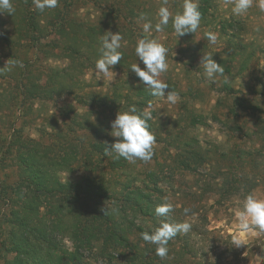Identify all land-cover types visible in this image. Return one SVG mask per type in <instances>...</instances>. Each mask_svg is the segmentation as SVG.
<instances>
[{
	"label": "rangeland",
	"instance_id": "rangeland-1",
	"mask_svg": "<svg viewBox=\"0 0 264 264\" xmlns=\"http://www.w3.org/2000/svg\"><path fill=\"white\" fill-rule=\"evenodd\" d=\"M93 1H71L73 18L98 31L102 30L104 36L107 32H118L123 38L119 50L131 56L133 65L137 63L141 69L144 68L135 55L139 39H155L168 49V69L161 79L169 86L166 93L170 91L177 94V102L173 104L166 97L155 96L146 108L151 112L152 123L168 140L153 145V156L149 162H130L129 169L133 176L139 178H143L139 173L148 167L163 174L170 173L173 178L171 185L167 182L160 184L163 191L161 205L171 204L172 214L178 215L177 220L190 223L191 229L197 227L200 233L191 232L190 242L196 257L185 259V264H264V237L241 232L236 218L247 195L264 200V56L257 53L244 70H239L238 66L231 75L223 72L212 82L203 77V68L200 66L202 56L209 54L213 55V60L227 61V41L231 33L240 36L245 45L248 44L247 51L258 45L264 47V11L258 7V0H254L253 6L241 15L233 14L231 0H209L211 8L208 13L211 14L208 19L200 21L195 33L178 38L172 28V18L182 12L184 0H136L135 15L139 17H128L125 22L114 21L107 13L105 5L111 2L92 5ZM197 3L198 6L202 5V0H197ZM62 4V0H58L55 8ZM161 6L167 7L172 14L168 25L162 31L153 29L144 32L142 26L145 22L151 21L154 26L159 22L158 10ZM55 8L42 12L43 33ZM141 14L145 15V20L140 19ZM15 22L0 13V29L5 34L12 35ZM209 32L217 35L215 44L207 40L205 34ZM15 37L12 36L15 43L11 45L0 41V68L6 66L0 70V142L9 136V129L15 127L24 137L44 144L52 143L51 137L62 129L61 109L72 106L79 112L89 111L88 106L80 108L75 105L73 99L78 93L84 97L90 94L110 97L114 89L118 91L121 88L119 91L124 92L131 86H144L134 72L124 74L114 66L107 74L97 71L95 64L100 58L97 55L100 45L94 47V55L91 49L85 48L83 53L86 56L80 58L62 52L65 36L60 33L48 32L33 48ZM22 45L24 48H20ZM14 60L22 61L23 67H11L8 70ZM24 69L31 72L30 78L42 87L41 98L28 102L25 118L13 122L19 114L17 101L7 102L6 96ZM52 72L68 75L74 87L71 94L65 91L46 98L51 89ZM224 82L229 88L224 87ZM97 117V124H102L110 133V122L115 116L103 114ZM79 136L87 137L88 133H79ZM174 138L181 141L193 139L204 152L206 161L195 174L169 170L168 167L175 166L176 151L170 144ZM82 173L80 170L71 174L60 173V177L63 181L75 182ZM100 173L107 177V170L103 169ZM6 174L10 183L15 180L14 170L8 169L0 173V180ZM224 177L228 180L245 178V186L236 183L232 190L228 187L227 194L219 195L215 185H220ZM185 208L190 209V212L185 214ZM0 209L8 212L5 207ZM40 211L45 212L44 208ZM175 215L171 218L175 219ZM183 234L187 233L181 236ZM236 240H239L240 246L235 244ZM65 243L70 247L69 243ZM115 257L117 260L100 256L93 263L123 264L120 257ZM0 264H13V256L0 249Z\"/></svg>",
	"mask_w": 264,
	"mask_h": 264
},
{
	"label": "trees",
	"instance_id": "trees-1",
	"mask_svg": "<svg viewBox=\"0 0 264 264\" xmlns=\"http://www.w3.org/2000/svg\"><path fill=\"white\" fill-rule=\"evenodd\" d=\"M71 1L80 0H62V6L52 12L47 30L43 33V13L34 8L33 0H12L14 12L4 14L16 21L15 26L12 35L0 29V41L11 45L15 43L14 35L16 40H24L33 48L51 31L65 36L62 52L68 56L84 58L85 48L91 49L94 55V47L101 46L103 31L75 20L70 12ZM98 2H111L105 5V9L114 21L125 22L128 17H139L135 15L136 0H94L91 4ZM210 3L209 0H202V5L198 6L201 21L210 16ZM229 38L227 61L214 60L227 74L231 75L238 66L239 70H244L257 53L264 56L263 46L247 51L248 44L245 45L240 36L231 33ZM118 51L122 59L114 68L131 74V56ZM62 74L52 72L51 89L46 98L65 91L69 94L73 92L72 80L67 74ZM30 75L31 72L24 69L7 93V102L17 101L19 114L13 122L25 118L28 102L41 98L42 87ZM223 85L229 88L227 83ZM120 89H114L110 97L95 94L84 97L78 93L73 99L75 105L80 108L88 106L89 111L79 112L72 106L61 109L62 129L51 137L52 143L44 144L24 137L15 127L9 129V136L0 142V173L7 169L15 173V180L11 183L8 174L0 180V208L5 207L8 211L0 209V249L13 256V264H94L100 256L110 260L120 257L123 264H185V259H195L190 238L191 232L200 235L197 227L190 229L186 235L178 233L169 240L168 253L163 258L156 254L154 245L146 243L141 237L142 233H153L159 227L162 218L155 215V209L161 205L163 196L160 184L167 182L171 185L173 178L170 173L163 174L150 167L139 173L143 178L133 176L129 161L105 155V144L114 143L117 138L112 137L102 124V127L97 124V116H116L131 106H135L140 113L155 97L145 85L131 86L124 92ZM90 110L95 111L94 115L90 114ZM147 123L148 130L155 136V143L168 140L151 119ZM84 132L88 133L87 137L79 136ZM171 141L176 157L175 166L168 167L169 170L195 174L206 161L198 143L193 139L181 141L174 138ZM155 166L158 165L155 163ZM103 169L107 170V177L101 175ZM79 170L83 173L75 182L63 181L60 177V173L71 174ZM245 182V178L228 180L224 177L215 188L223 196L236 183L245 186ZM41 208H44V213ZM172 213L167 218L169 222L179 223L178 215L174 214L175 219H172ZM178 243L180 245L177 246Z\"/></svg>",
	"mask_w": 264,
	"mask_h": 264
},
{
	"label": "clouds",
	"instance_id": "clouds-1",
	"mask_svg": "<svg viewBox=\"0 0 264 264\" xmlns=\"http://www.w3.org/2000/svg\"><path fill=\"white\" fill-rule=\"evenodd\" d=\"M231 11L235 15L246 13L253 6L254 0H231ZM58 0H33L34 8L43 12L45 9H53L57 6ZM258 7L264 11V0H258ZM14 7L12 0H0V13L12 14ZM171 13L165 6L158 10L159 22L154 26L151 21L143 24V31L150 32L162 31L168 25ZM145 20L144 14L140 16ZM201 13L199 11L197 0H184L183 10L172 18V28L177 36H184L189 33H195L200 26ZM108 34L101 38L100 58L96 61L95 68L100 73L107 74L122 59V54L118 49L121 47L122 36L117 32ZM206 38L210 44L217 42L215 33H206ZM168 49L155 39H139L135 46V55L144 65L141 69L136 64L132 65L131 70L139 77L140 81L149 89L152 96L166 97V99L175 104L178 96L174 92L167 91L169 86L161 76L168 69L167 63ZM213 55H204L201 58L200 66L203 68V77L212 82L217 75H222L223 67L212 59ZM6 66L0 68L4 70ZM11 67H23L22 61L14 60ZM150 111L138 113L135 106H131L127 111L118 112L115 119L110 122L111 136L116 142L105 144V155H113V158H123L129 162L137 160L149 162L153 156V145L155 136L148 130L147 121L151 119ZM173 211L171 204L165 203L157 206L155 215L162 218L159 227L153 233H142L143 241L155 246V251L161 258L168 253L167 244L169 240L178 233H187L191 229V224L186 222L172 223L168 221L169 214ZM184 213L190 212L185 208ZM238 228L243 233L251 232L256 237H264V200L258 199L253 195H247L239 211L236 213ZM240 246L239 240L235 241Z\"/></svg>",
	"mask_w": 264,
	"mask_h": 264
}]
</instances>
